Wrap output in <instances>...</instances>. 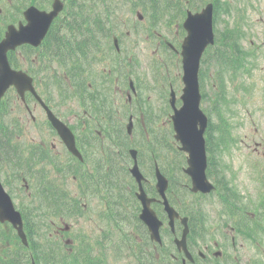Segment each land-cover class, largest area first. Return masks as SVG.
<instances>
[{
  "label": "rangeland",
  "instance_id": "rangeland-1",
  "mask_svg": "<svg viewBox=\"0 0 264 264\" xmlns=\"http://www.w3.org/2000/svg\"><path fill=\"white\" fill-rule=\"evenodd\" d=\"M2 0H0V5H1V7H4L3 6V4H2ZM258 3V5H259V9H261L262 11H264V0H254V4H257ZM261 3H262V6H261ZM252 11L251 12H254V11H256L257 12V10H255V9H251ZM119 14H120V16L122 17V18H130V19H132L131 18V13H130V11L128 10V8L126 7V5H123V7L119 10ZM118 14V15H119ZM253 14V16L255 15L254 13H252ZM257 14H258V12H257ZM257 16V15H256ZM165 20V19H164ZM144 25V24H143ZM142 26V25H141ZM262 27H263V29H264V20H263V23H262ZM159 30L160 31H162L163 33H165V29L163 28V27H161L160 26V28H159ZM180 38V37H179ZM14 99H16L14 96L12 97V99H11V101H10V103L11 104H13V100ZM65 106H67V110H68V112H69V110H71L70 108H73V109H76V111H77V109H79V106L77 105V103H68V104H61L60 105V107L63 109V108H65ZM34 106L32 107V113H34ZM14 114H16V112H14ZM69 118H71V116L69 115V114H67V116H66V119H69ZM35 128L38 130V127H37V125L35 126ZM45 131H46V129L45 128H43ZM42 128H41V130H43ZM25 130V135L27 136V138H31V137H33L34 136V134H33V132L31 133L30 131H31V129L30 130H28L27 129V127L24 129ZM38 135H40L43 139H45L46 138V141H43L42 140V142H43V144H45V145H54V143L51 141V138H50V135L48 134V132L46 131V134H44L43 136L40 134V130H38ZM32 139V138H31ZM60 150H61V148H59ZM52 150L53 151H57L55 148H54V146H53V148H52ZM58 153V152H57ZM57 157H58V159H57V164H60V162H61V160H62V153H58L57 154ZM38 165H40V164H38ZM38 165H37V163L36 162H33V161H27V162H24V163H22V167H38ZM28 204H29V206H30V208L34 211V212H36V208H35V205L34 204H31L30 202H28ZM49 215H51V216H57L58 214H53V213H51V212H49ZM76 219H78V217H75ZM60 219H57V220H53V222H56V221H59ZM73 222V221H72Z\"/></svg>",
  "mask_w": 264,
  "mask_h": 264
},
{
  "label": "water",
  "instance_id": "water-1",
  "mask_svg": "<svg viewBox=\"0 0 264 264\" xmlns=\"http://www.w3.org/2000/svg\"><path fill=\"white\" fill-rule=\"evenodd\" d=\"M3 48V47H2Z\"/></svg>",
  "mask_w": 264,
  "mask_h": 264
}]
</instances>
